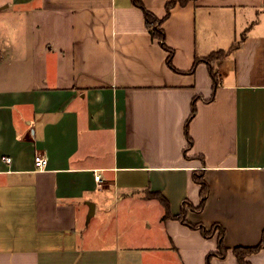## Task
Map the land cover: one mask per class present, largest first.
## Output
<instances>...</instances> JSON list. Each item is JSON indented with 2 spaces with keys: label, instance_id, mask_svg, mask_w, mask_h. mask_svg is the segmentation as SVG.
<instances>
[{
  "label": "crops",
  "instance_id": "1",
  "mask_svg": "<svg viewBox=\"0 0 264 264\" xmlns=\"http://www.w3.org/2000/svg\"><path fill=\"white\" fill-rule=\"evenodd\" d=\"M164 28L179 70L133 0H0V264H264V0Z\"/></svg>",
  "mask_w": 264,
  "mask_h": 264
},
{
  "label": "trees",
  "instance_id": "2",
  "mask_svg": "<svg viewBox=\"0 0 264 264\" xmlns=\"http://www.w3.org/2000/svg\"><path fill=\"white\" fill-rule=\"evenodd\" d=\"M192 0H168L167 4H166V14L163 17H159L157 16L153 11H151L150 9H148L145 5V1L144 0H133V3L137 6H139L145 14L146 17V23L147 26L151 32V34L153 35V37L157 38L161 45L167 50L168 52V56H167V63L170 67H172L175 70H179L175 67L173 59H174V54H175V50L169 46L166 42V31L164 28V22L166 21V19L170 16L172 9L180 4V5H186L187 3H189ZM226 54V51L224 50H219L217 52H213L211 53L209 56H206L204 58H196L195 62L192 66V68L190 70H188L187 72H193L198 63L201 61H204L208 64L209 66V70L211 71V74L213 75V78L215 79V87L217 85V75L214 72V68L212 66V62L218 58L223 57ZM197 112V106L196 103H193V109H192V113L190 115V117H193L195 115V113ZM186 129L187 132L188 131V123L186 125ZM191 142V140H190ZM196 179L199 183L202 184V201H201V205L199 206V208H202L205 204V201L209 195V186L206 183V181L202 178V176H198L196 175ZM157 197H159L162 202L164 203L165 207H166V215H171L170 214V205L169 202L167 200V198L165 196H163L161 193H156ZM185 208L183 209V215L180 216V218L184 221L187 222L185 215ZM196 226V225H193ZM199 227L202 228V231L205 235H211L213 233V231L215 230V228H217V226H214L211 230H206L202 225H198ZM223 234H224V229H221L220 232V255H225L227 252V248L226 246L223 244ZM259 249V246L257 247H243V246H238L234 248V252L238 258V260L242 263V264H250L249 261L246 260V257L249 253L256 251ZM216 253H211L209 255V259L212 255H215ZM208 264H210V262L208 261Z\"/></svg>",
  "mask_w": 264,
  "mask_h": 264
},
{
  "label": "built area",
  "instance_id": "3",
  "mask_svg": "<svg viewBox=\"0 0 264 264\" xmlns=\"http://www.w3.org/2000/svg\"><path fill=\"white\" fill-rule=\"evenodd\" d=\"M6 161L8 163L12 162V157L11 156H7L6 157ZM47 162H48V158L47 156H45L44 154L41 153H37L35 156V167L36 170H44L47 166ZM96 180L100 181L101 180V174H96Z\"/></svg>",
  "mask_w": 264,
  "mask_h": 264
}]
</instances>
